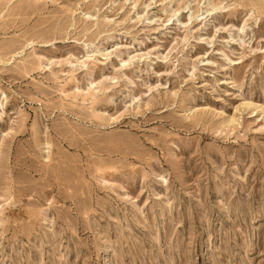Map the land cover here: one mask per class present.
Returning <instances> with one entry per match:
<instances>
[{
    "label": "rangeland",
    "instance_id": "1",
    "mask_svg": "<svg viewBox=\"0 0 264 264\" xmlns=\"http://www.w3.org/2000/svg\"><path fill=\"white\" fill-rule=\"evenodd\" d=\"M0 264H264V0H0Z\"/></svg>",
    "mask_w": 264,
    "mask_h": 264
}]
</instances>
